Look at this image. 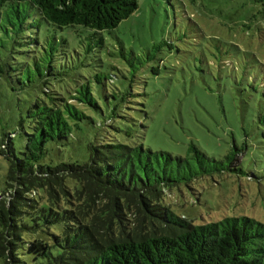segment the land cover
<instances>
[{"label":"rangeland","instance_id":"rangeland-1","mask_svg":"<svg viewBox=\"0 0 264 264\" xmlns=\"http://www.w3.org/2000/svg\"><path fill=\"white\" fill-rule=\"evenodd\" d=\"M138 3V10L110 32L95 36L83 26L60 30L40 22L27 31L32 40L21 41L30 45L9 46L13 54L7 61L15 69L27 65L0 79V151L11 135L18 152L25 143L21 123L28 122V110L43 91V81L29 83L27 71L36 61L49 63L54 50L57 76L49 87L90 84L103 113L83 107L89 120L78 123L68 144L54 147L51 155L84 163L90 143L128 142L129 130L146 148L174 157H191L195 145L227 165L230 157L242 173L173 188L166 192V205L196 225L226 217L264 224V0ZM110 77L113 83L106 80ZM127 92L135 96L130 109L122 110L126 120L107 126V98L113 108ZM9 165L0 155V193ZM7 197L1 195L0 203Z\"/></svg>","mask_w":264,"mask_h":264},{"label":"trees","instance_id":"trees-1","mask_svg":"<svg viewBox=\"0 0 264 264\" xmlns=\"http://www.w3.org/2000/svg\"><path fill=\"white\" fill-rule=\"evenodd\" d=\"M138 7V0H0V79L27 65L15 69L7 61L9 46L30 45L21 41L32 40L27 31L40 22L60 30L83 26L96 36L115 30ZM50 54L49 63L36 61L27 71L29 83L43 81V91L28 110L27 125L21 123L25 143L18 152L11 135L1 145L10 164L0 193L8 196L0 203L3 264H264L263 223L226 217L196 225L165 203L173 188L242 173L230 157L227 165L195 145L191 157H174L146 148L130 130L128 142L90 143L84 163L51 155L68 144L78 123L89 120L83 107L103 110L90 84L49 87L57 76L54 50ZM134 96L127 92L113 108L107 98V126L126 120L122 110L130 109Z\"/></svg>","mask_w":264,"mask_h":264}]
</instances>
